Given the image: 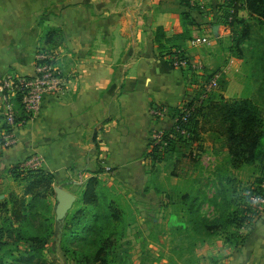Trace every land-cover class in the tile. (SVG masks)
I'll return each instance as SVG.
<instances>
[{"label": "crops", "instance_id": "crops-1", "mask_svg": "<svg viewBox=\"0 0 264 264\" xmlns=\"http://www.w3.org/2000/svg\"><path fill=\"white\" fill-rule=\"evenodd\" d=\"M220 4L0 0V77L32 76L37 54L46 52L64 83L63 95H46L39 114L16 129L17 143L1 155L0 170L37 158L53 191L61 188L75 202L90 178L140 200L148 195L150 133L171 129L172 113L195 102L216 63L239 64L229 50V28L215 21ZM237 17L250 19L244 9ZM200 35L215 39L211 48H189ZM175 50L203 73L172 69L166 54ZM232 64H226L230 73ZM152 109L164 115L153 117ZM256 220L252 235L223 264H264V210Z\"/></svg>", "mask_w": 264, "mask_h": 264}, {"label": "rangeland", "instance_id": "rangeland-1", "mask_svg": "<svg viewBox=\"0 0 264 264\" xmlns=\"http://www.w3.org/2000/svg\"><path fill=\"white\" fill-rule=\"evenodd\" d=\"M249 21L252 38L241 46L239 64L229 62V58L216 63L212 73L225 71L217 88L204 97L203 88L197 93L194 106L203 107L198 117V136L189 143H178L173 149L167 147L159 155L161 162H150L144 185L148 195L140 200L122 189L101 186L102 195L116 201L129 223L123 237L117 239L119 232L110 235L112 245L105 251L109 264H223L231 253L239 252L241 245L252 235L260 215L253 214V218L244 222L241 216L247 195L261 186L258 181L262 180L260 167L264 161L233 168L228 161L224 130L217 116L225 102L249 99L257 105L263 121L264 97H255L258 87L264 86V26L253 19ZM202 36L215 42L212 36ZM227 62H233L230 65L232 73L226 68ZM209 75L210 71H207L203 79ZM262 144L264 146V139ZM9 169L0 170V227L6 233L7 244L0 257L7 264L12 261L10 253L19 258L39 250L44 217L51 218L50 223L59 222L55 220V197L50 193L39 200L36 214L27 224L15 221V215L22 211L25 182L13 180L7 172ZM262 184L260 189H264V180ZM183 196L189 197L188 200L182 199ZM193 197H197L194 209L198 208V212L194 220L198 221L199 227L193 226L187 212L188 201ZM229 200L235 202L229 204ZM232 212L236 215L235 223L227 226L225 234H208L201 226V222L221 223L222 217ZM54 235L40 251L45 263L76 264L74 255L62 256L58 250L59 234Z\"/></svg>", "mask_w": 264, "mask_h": 264}, {"label": "trees", "instance_id": "trees-1", "mask_svg": "<svg viewBox=\"0 0 264 264\" xmlns=\"http://www.w3.org/2000/svg\"><path fill=\"white\" fill-rule=\"evenodd\" d=\"M241 9H244L254 22L264 26V0L227 1L220 4L218 14L215 15L216 22L219 21L229 28L231 33L229 50L239 60L242 59L241 46L246 40L252 38L250 19L245 21L237 17V13ZM50 33V31L46 33L47 37ZM177 53L183 56L180 50H175L167 53L166 57ZM262 68L264 72V63ZM212 74L206 78L205 82L211 78ZM261 96L264 97V86L258 87L255 98ZM194 103L187 104L188 107L192 106L194 110L186 123L177 122L172 125L170 130L163 132V142H166V146H163L162 143L154 145L149 142L150 151L147 156L151 163L161 162L159 155L165 152L167 147L173 149L178 143H189L195 136H198L200 127L198 117L203 107H195ZM176 114L177 109L171 117L174 118ZM217 116H219L220 124L224 130V144L230 165L236 168L256 162L262 163L264 161V146L262 144L264 131L262 130L263 121L257 105L249 99L231 100L223 104ZM180 131H184L186 135H182ZM260 169L262 170V180L258 182H261L262 186L264 165ZM7 172L13 180L22 179L25 182L23 199L20 205L22 211L19 215H15V221L19 224L21 221L27 224V221L31 220V216L36 214V206L45 194L50 193L55 197L52 188L53 178L40 169L24 171L19 169L18 165L11 167ZM261 186L253 189L247 195L246 208L242 211L241 216L242 222L253 218L249 198L252 195L264 196V189H260ZM101 188V184L96 178L87 180L83 189L77 194L74 207L67 212L62 221L50 223L51 218H43L41 227L44 229V234L38 242L39 250L30 256L23 257L21 255L19 258H15L10 253L9 258L12 261L9 264H46L40 251L46 246L49 239L55 236V233L59 234L58 250L62 256H66L68 253L74 255L77 260L76 264H109L105 258V251L112 245L110 235L119 232L117 239L123 237L129 223L126 220L125 212L118 209L114 199L105 198L102 195ZM188 198L186 196L182 197L184 200H188ZM196 198H190L188 201L187 212L192 217L193 226L199 227L198 221L194 220L198 212V208L194 209L197 202ZM234 202L232 200L228 201L229 204ZM222 218L223 222L221 223L216 221L211 223L201 222V226L208 234H225L227 226L235 223L236 215L232 212ZM52 227L54 230H52ZM5 235V231L0 227V256L7 246ZM93 246L94 251L91 252ZM71 247H75V249L71 250ZM0 264H7L2 257H0Z\"/></svg>", "mask_w": 264, "mask_h": 264}, {"label": "built area", "instance_id": "built-area-1", "mask_svg": "<svg viewBox=\"0 0 264 264\" xmlns=\"http://www.w3.org/2000/svg\"><path fill=\"white\" fill-rule=\"evenodd\" d=\"M233 0H220V3ZM206 36L192 38L188 41L191 49H207L213 45ZM167 62L174 70H189L193 73H203V67L200 64H192L190 61L179 53L167 57ZM224 70L212 74L211 78L204 83V95L210 94L218 86ZM64 83L61 72L55 64L52 55L46 52H39L35 59L34 73L32 76H19L15 74H5L0 77V157L1 155L13 148L17 143L15 131L27 121L37 116L41 109V104L46 95H63ZM194 108L188 107L187 104L181 105L177 109V114L172 118V125L177 122L186 123ZM150 115L160 118L164 115L161 109H152ZM186 135L184 131H180ZM149 141L154 145L163 142V132L155 131L150 133ZM38 159L31 158L28 161L19 164L21 170H35L38 167ZM107 173L109 168L104 167ZM252 206V213L260 215L264 210V196L252 195L249 198ZM252 216L254 217V215Z\"/></svg>", "mask_w": 264, "mask_h": 264}, {"label": "water", "instance_id": "water-1", "mask_svg": "<svg viewBox=\"0 0 264 264\" xmlns=\"http://www.w3.org/2000/svg\"><path fill=\"white\" fill-rule=\"evenodd\" d=\"M55 193V220L61 221L66 213L72 208L73 203L75 202V197L61 188L54 189Z\"/></svg>", "mask_w": 264, "mask_h": 264}]
</instances>
